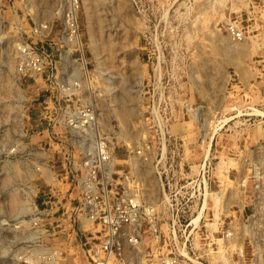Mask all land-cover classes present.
<instances>
[{
    "label": "rangeland",
    "instance_id": "1",
    "mask_svg": "<svg viewBox=\"0 0 264 264\" xmlns=\"http://www.w3.org/2000/svg\"><path fill=\"white\" fill-rule=\"evenodd\" d=\"M77 2L94 96L103 91L96 98L100 126L113 138L118 164L128 159L123 145L139 144L147 128L165 125L146 122V105L154 100L165 108L171 137L185 149L184 164L199 168L208 158L213 165L215 195L208 198L209 211L194 215L197 228L184 234L193 245L182 247V255L210 264H257L258 247V264H264V203L254 214L243 200L251 197L250 183L245 190L241 181L251 162L239 153L247 147L237 145L258 119L249 113L261 106L264 0ZM61 7L63 0H0V264H87L73 236L59 234V216L44 215L42 230L31 227L37 210L55 208L44 194L67 186L55 180L61 168L43 147L42 84L19 76L17 47L34 40L32 29L40 22L51 24L56 41ZM230 24L243 40H231ZM150 168L142 164L139 173L151 186ZM152 193L157 196L155 188ZM227 229L234 232L231 239L221 235ZM238 243L243 259L234 253Z\"/></svg>",
    "mask_w": 264,
    "mask_h": 264
},
{
    "label": "built area",
    "instance_id": "2",
    "mask_svg": "<svg viewBox=\"0 0 264 264\" xmlns=\"http://www.w3.org/2000/svg\"><path fill=\"white\" fill-rule=\"evenodd\" d=\"M77 10V0H63L57 40L51 35V24L40 22L32 29L34 40L17 47L19 76L42 84L39 120L46 136L43 147L53 151L61 168L55 180L67 186L65 191L44 194L55 208L37 210L31 227L42 230L44 215L59 216L55 220L59 234L73 236L87 264H178L179 259L210 264L194 254L185 258L181 251L185 245H193L192 238L188 240L184 234L188 230L189 236L197 228L194 215L206 211L208 198L212 202L215 195L211 161L203 160L199 168L184 164L185 149L171 137L165 108L149 100L146 122L152 119L165 125L147 128L146 138L139 144L123 145L128 159L120 160L123 167L118 164L113 138L100 126L96 98L103 91L95 90L94 96ZM226 31L232 41L244 38L231 24ZM142 164L151 167L155 185L150 186L140 175ZM246 181L250 183L249 205L257 214L264 203V167L259 162H251ZM233 233L227 229L221 235L231 239ZM242 247L243 243L236 245L237 259L244 258ZM258 253L254 257L257 264L262 261Z\"/></svg>",
    "mask_w": 264,
    "mask_h": 264
},
{
    "label": "crops",
    "instance_id": "3",
    "mask_svg": "<svg viewBox=\"0 0 264 264\" xmlns=\"http://www.w3.org/2000/svg\"><path fill=\"white\" fill-rule=\"evenodd\" d=\"M263 87L261 86L260 94L258 95V97H256L257 99L256 101H259V104L261 106L256 107L254 109L256 114L249 113V115H251L250 117L258 118L259 121L257 119L256 123L253 124V127L249 129V132L244 133L247 136H242L239 138V143L237 145L239 147V146H243L244 144L243 147H247V149L240 150L239 153L240 154L243 153L245 156H247L250 162L258 161L264 167V108H263L264 93L262 91ZM248 172L249 169L247 168L245 178L241 179L243 183L242 186L245 187V190H246V184H247L246 179L248 177ZM243 200L244 202L249 201L247 195H245Z\"/></svg>",
    "mask_w": 264,
    "mask_h": 264
},
{
    "label": "bare ground",
    "instance_id": "4",
    "mask_svg": "<svg viewBox=\"0 0 264 264\" xmlns=\"http://www.w3.org/2000/svg\"><path fill=\"white\" fill-rule=\"evenodd\" d=\"M94 4V3H93ZM95 15V14H94ZM263 115V114H262Z\"/></svg>",
    "mask_w": 264,
    "mask_h": 264
}]
</instances>
